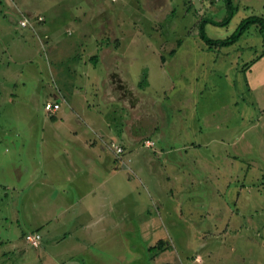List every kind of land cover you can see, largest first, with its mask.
Here are the masks:
<instances>
[{
  "label": "rangeland",
  "instance_id": "obj_1",
  "mask_svg": "<svg viewBox=\"0 0 264 264\" xmlns=\"http://www.w3.org/2000/svg\"><path fill=\"white\" fill-rule=\"evenodd\" d=\"M4 1L0 3V25L6 31L0 28L3 33L0 63L9 74L23 71L29 64L23 57H15L19 41L24 43L26 57L39 54L43 62L52 59L47 46L55 42L66 56L65 62H71L70 56L88 54L90 44H108L110 39L127 37L119 48L121 53L126 47V53L120 56L126 58L128 63L124 67L128 66L127 71L134 75H123L126 85L140 81L145 84L147 80L143 104L147 96L153 99V104L149 103L151 107L167 108L162 112L163 120H153L155 131L148 135L155 141V147L147 148L152 142L145 140L138 142L142 153L130 154L131 165L145 168L146 162L149 169L155 170L157 180L163 179L165 190L159 192L154 183L152 187L146 171L137 168L130 185L132 223L125 221L110 234L99 232L84 243L83 251L74 256V261L77 264H264V0H230V9L224 0H151L155 4L150 11L145 8L146 0H31L32 13L16 0ZM66 6L69 9L64 10ZM37 14L46 22L52 20L61 26L53 28L55 32L48 35L45 22L37 20ZM22 16L32 19L36 34L47 36L44 51L35 33L20 26ZM248 17L260 18L262 22L249 25L230 45L209 46L200 37L203 33L206 38L225 40L237 33ZM178 40L182 43L180 47L175 43ZM148 41L152 44L146 46ZM84 42L86 45H82ZM172 48L178 50L165 66L167 71L161 67L160 54L167 55ZM32 62L46 70L40 60L32 59ZM53 69L58 72L54 64ZM99 69L102 75L106 73L102 63ZM19 81L24 82L25 95L34 94V79L21 77ZM39 92L36 91L37 95ZM7 111L6 108L5 114ZM119 118L116 115L120 121ZM161 128L173 135V141L169 140L175 150L171 155L155 158L154 154L163 146ZM221 136L225 145L218 143L217 148L229 153L228 142L233 140L239 152L234 165L242 171L228 186L222 183L226 177L224 169L215 170V166L230 165L231 160L221 153L213 155L211 150L215 146L209 144L216 142L210 138ZM112 143L118 141L107 143L111 159ZM116 160L122 165L120 159L116 157ZM177 161L188 165L179 166ZM195 165L212 166L211 170H204L218 176L219 181L215 177L201 179L199 176L206 177L205 173L199 174L198 169L191 168ZM172 170H180L181 177L189 178L188 185L174 186L182 190L172 191ZM217 170L224 175L217 174ZM151 180L154 182V178ZM45 206L35 205L34 216H42ZM5 214L9 221L1 219ZM16 218L23 225L22 206L13 208L0 202V264H38V254L44 263L48 262V253L42 254L40 243L32 247L25 240L23 234L32 229L18 227ZM135 223L144 230L132 227ZM160 240L166 244L164 249L171 250L170 254L164 252L152 257V252L148 255L143 251Z\"/></svg>",
  "mask_w": 264,
  "mask_h": 264
},
{
  "label": "crops",
  "instance_id": "obj_2",
  "mask_svg": "<svg viewBox=\"0 0 264 264\" xmlns=\"http://www.w3.org/2000/svg\"><path fill=\"white\" fill-rule=\"evenodd\" d=\"M2 1L4 0H0V3ZM16 1L28 8L29 13L33 12V1ZM154 4V1L146 0L145 8L150 11ZM67 9L69 7L64 10ZM64 10L61 9L60 14H63ZM11 19L13 20L12 17ZM43 21L48 35L61 26V23L52 20ZM0 28L6 31L5 26L0 25ZM2 35L0 31V36ZM126 38L110 39L108 44H90L88 54L78 53L76 56H70L71 62H65L66 56L55 42L47 46L52 59L43 62L39 54L26 57L23 52L26 51L24 43L19 41L15 57H23V60L29 63L24 70L9 74L0 63V202L10 204L13 208L22 206L23 225H20V220L16 218L17 226L32 229L25 232L24 236L29 232H38L41 235L39 248L43 247L42 254L48 253V262L44 263L38 254V264H77L74 256L81 254L86 245L84 243L89 239L99 232L110 234L117 227H122L125 221L132 223V204L129 198L131 177L138 172L137 168L142 167L138 164L134 167L131 165L130 154L142 153L138 142L145 140L154 142V145L148 148L155 147V141L148 135L155 131L153 120L159 122L162 112L167 108L151 107L149 103L153 104V99L147 96V101L143 104L147 80L142 85H133V82L130 86L126 85L123 75H134L131 70L127 71L128 66L124 67V64L128 63L125 62L126 58L120 56L126 53V47L121 53L119 49ZM148 42L146 46L152 44ZM175 43L179 47L182 45L179 40ZM177 50L172 48L167 55L160 54L162 69L168 71L165 66ZM32 59L40 60L42 68L46 66V70H41L39 64H34ZM100 63L105 68L104 75L100 72ZM53 64L58 72L54 71ZM164 74L171 76L167 72ZM21 77L35 80L36 90L33 95H25L24 82L19 81ZM18 85H21V88ZM36 91H40V95H37ZM156 92L161 93L158 89ZM170 97L171 95L169 99ZM59 100V110L54 113L45 110L47 102ZM116 115L120 117V121L116 119ZM161 132L163 146L160 147L159 153L154 154L155 158L158 155H171L175 150V147L170 145L173 135L167 133L164 128H161ZM113 140L118 141L117 144L126 151L120 158L122 165L116 160L113 150L112 159L109 156L107 143ZM210 140L216 141L209 143L215 146L211 150L214 151L213 155L221 153L224 158L231 160L230 165L227 163L215 166V170L224 169L226 177L222 183H225L223 186H228L227 183L242 172L234 165L239 156L238 150L235 149L236 143L233 140L228 142V153L225 149L217 148L218 143L225 145L222 136ZM184 149L186 151V147ZM159 159L157 160L160 163ZM177 163L184 167L188 165L187 162ZM146 165L144 162L145 168L142 169L146 171L150 182L145 178L152 187L154 183L159 192L163 193V179L157 180L155 170ZM211 167L201 168L195 165L191 168L198 169L199 174L205 173L206 177L199 176L201 179L215 177V180L219 181L218 176L205 172L204 169L211 170ZM216 172L220 176L224 175L221 170ZM171 174L172 191L182 190L181 187L175 189L176 184H189L187 176L181 177L182 171L172 170ZM151 178H154V182ZM158 202L162 208L165 207L162 202ZM44 204V214L35 217V205ZM1 219L9 221L6 214ZM148 219L147 217V224ZM119 221L121 222L118 223ZM150 221H154L153 217ZM134 226L144 230L137 223L132 224V227ZM127 234L131 235L132 232ZM156 245L147 246L143 251L148 255L149 251L152 252V257L171 251L162 248L158 251ZM152 247L155 249H151Z\"/></svg>",
  "mask_w": 264,
  "mask_h": 264
},
{
  "label": "built area",
  "instance_id": "obj_3",
  "mask_svg": "<svg viewBox=\"0 0 264 264\" xmlns=\"http://www.w3.org/2000/svg\"><path fill=\"white\" fill-rule=\"evenodd\" d=\"M36 19L41 21V22L43 21L42 16H37ZM19 24L23 28H30L34 33L36 31L34 28V23H32V19H28V17L22 16V19L19 21ZM35 35H36V37L40 43L42 50H45L46 46H45V40L44 39L47 36L41 37L38 33L37 34L35 33ZM60 105H61V100L56 101V102H47L45 104L44 108H45V110H47L51 113H54L57 110H59ZM150 142H152V141H147L146 143H150ZM152 145H153V142H152ZM152 145H149L146 147H151ZM111 147L113 148L117 157L121 158V154L123 153V149L114 143L111 144ZM25 240L30 246L37 247L39 245V243L41 242V235L37 232H32V233L25 235Z\"/></svg>",
  "mask_w": 264,
  "mask_h": 264
},
{
  "label": "trees",
  "instance_id": "obj_4",
  "mask_svg": "<svg viewBox=\"0 0 264 264\" xmlns=\"http://www.w3.org/2000/svg\"><path fill=\"white\" fill-rule=\"evenodd\" d=\"M224 3L225 5H227V7L230 9V0H224ZM257 22H262V19L260 18H256V17H248L245 21H243L240 26H239V29H238V32L233 34L231 37L229 38H226L225 40H213V39H210V38H206V36L203 34V33H200V37L201 39H203V41L205 43H207L209 46H216V47H220V46H226V45H230L232 44L236 39L237 37H239L244 31L245 29L251 25V24H256ZM202 26V25H200ZM202 30V29H201ZM44 51V50H43ZM139 85H142V82L140 81L139 82ZM150 141V140H149ZM153 142V141H152ZM153 145H154V142H153ZM152 145V146H153ZM120 146V145H119ZM122 149L123 147L120 146ZM148 148V147H147ZM114 151V150H113ZM125 150L123 149V152ZM115 153V152H114ZM123 154V153H122ZM121 154V156H122ZM115 156L117 157V155L115 154ZM118 159H120L119 157H117ZM166 244L160 240L157 242V245L156 247L159 248V249H164ZM151 249H155V247H152Z\"/></svg>",
  "mask_w": 264,
  "mask_h": 264
}]
</instances>
